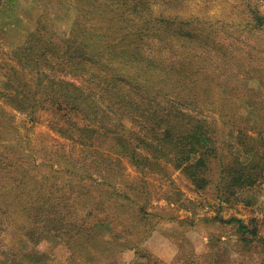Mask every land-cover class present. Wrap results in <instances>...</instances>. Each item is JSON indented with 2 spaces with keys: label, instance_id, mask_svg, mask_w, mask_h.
I'll list each match as a JSON object with an SVG mask.
<instances>
[{
  "label": "rangeland",
  "instance_id": "obj_1",
  "mask_svg": "<svg viewBox=\"0 0 264 264\" xmlns=\"http://www.w3.org/2000/svg\"><path fill=\"white\" fill-rule=\"evenodd\" d=\"M68 2L0 0V37L17 27L10 36L17 40L32 26V15L38 14V19L48 15L55 44L61 47L73 19ZM153 2V14L170 17L173 28L179 20L171 18L198 19L200 23L193 22L191 27L215 43L203 56L205 68L201 67L206 91L205 82L214 84L209 92L214 93V105L206 106L203 100L197 105L183 103L187 107L182 112L216 127L210 134L217 136L218 146L231 164L244 160L247 154L253 157L254 166L247 171L251 181L241 184L238 175H234L236 181L230 180L210 159L197 169L190 161L165 166L159 162L163 172L157 169L142 175L124 156L112 154L118 152L117 145L123 148L118 136L107 134L95 137L94 148L119 161L123 169L119 176L89 179L57 173L42 180L45 171L40 164L44 160L39 158L47 160L61 144L48 126L47 115L40 112L37 122L30 123L25 115L0 101L4 136L0 146H17L14 152H20L17 191L25 194L26 182L35 185L43 181L44 186H62L63 191L71 186L75 192L70 201L73 211L96 215L90 220L98 222L86 243L70 239L75 244L71 250L58 232L33 230L39 236L33 244L15 225H7L0 233V264H264V165H258L264 163V24L255 27L250 20L254 11L264 18V0ZM36 27L37 23L28 36ZM41 43H34V47ZM12 50L0 41V100L1 94L15 97L18 93L17 89L3 88L6 67L16 60L11 57ZM220 112L223 117L219 118ZM224 121L228 123L222 124ZM245 126L248 128L243 129ZM245 132L249 133L246 142L241 137ZM30 154L35 159L26 157ZM26 172L29 177L23 178ZM12 185L8 182L6 190ZM231 219L240 220L247 229L239 230L237 223H228ZM107 227L111 231L106 232Z\"/></svg>",
  "mask_w": 264,
  "mask_h": 264
},
{
  "label": "trees",
  "instance_id": "obj_2",
  "mask_svg": "<svg viewBox=\"0 0 264 264\" xmlns=\"http://www.w3.org/2000/svg\"><path fill=\"white\" fill-rule=\"evenodd\" d=\"M68 5L73 19L61 47L55 44L50 17L42 15L25 43L11 51L15 63L3 74V88L18 93L15 97L1 94L0 101L30 123L37 122L40 112L45 113L50 130L61 143L50 158H39L44 160L40 164L45 171L42 180L57 173L89 179L119 176L123 170L119 161L94 148L95 137L107 134L118 136L123 148L117 145L118 152L112 154L124 156L142 175L157 169L163 172L159 162L165 166L190 161L197 169L210 159L230 180L236 181L234 175H238L241 184L251 181L247 171L254 166L253 157L247 154L231 164L220 150L217 136L210 134L216 127L182 112L187 107L183 103L197 105L203 100L206 106L214 105V93H209L214 84L205 82L207 92L201 67L205 68L203 56L215 43L191 27L193 22L200 23L198 19L171 18L179 20L173 28L170 17L153 14V0H69ZM250 20L255 27L264 24L256 11ZM217 115L223 117L221 112ZM3 137L0 131V139ZM241 137L246 142L249 133ZM241 146L244 148L243 141ZM0 147L4 150L0 153V233L7 225H15L34 244L39 236L33 230L45 228L58 232L70 250L75 245L70 239L86 243L98 222L90 220L96 215L73 211V188L68 186L67 192L62 186H44L42 181L23 183L28 188L25 194L17 191L20 152H14L17 146ZM26 157L35 159L32 154ZM24 175L29 177L28 172ZM8 182L13 184L10 190H6ZM232 222L241 231L247 229L240 220L228 221Z\"/></svg>",
  "mask_w": 264,
  "mask_h": 264
},
{
  "label": "crops",
  "instance_id": "obj_3",
  "mask_svg": "<svg viewBox=\"0 0 264 264\" xmlns=\"http://www.w3.org/2000/svg\"><path fill=\"white\" fill-rule=\"evenodd\" d=\"M39 13V12H38ZM54 17V16H53ZM31 20V27L30 28H28L27 30H25L21 35H20V38L19 39H17V40H12V39H10V36H11V34H12V32L13 31H15L16 29H17V27L13 30V31H11V32H8V33H4L1 37H0V41L4 44V45H6L7 47H9V48H17V47H19V46H21L24 42H25V40H26V38H27V36H28V34L33 30V28H34V26L36 25V23H37V20H38V14H34V15H32V18L30 19ZM34 22V23H33ZM19 24V23H18ZM16 25V24H15ZM14 25V26H15ZM17 26V25H16ZM33 27V28H32ZM31 29V30H30ZM30 30V31H29ZM29 31V32H28ZM28 32V33H27ZM27 34V35H26Z\"/></svg>",
  "mask_w": 264,
  "mask_h": 264
}]
</instances>
